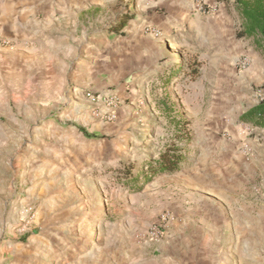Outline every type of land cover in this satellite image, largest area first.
Instances as JSON below:
<instances>
[{"label": "rangeland", "instance_id": "rangeland-1", "mask_svg": "<svg viewBox=\"0 0 264 264\" xmlns=\"http://www.w3.org/2000/svg\"><path fill=\"white\" fill-rule=\"evenodd\" d=\"M240 24L227 2L0 0V37L16 39L0 51L33 70L14 88L0 77V264H196L204 250L176 215L211 197L200 187L226 152L246 188L264 184L259 129L239 122L264 93V56ZM171 145L179 172L139 192L119 182ZM245 192L264 203V185ZM163 215L166 236L150 239Z\"/></svg>", "mask_w": 264, "mask_h": 264}, {"label": "crops", "instance_id": "crops-1", "mask_svg": "<svg viewBox=\"0 0 264 264\" xmlns=\"http://www.w3.org/2000/svg\"><path fill=\"white\" fill-rule=\"evenodd\" d=\"M189 1L171 0L173 4L185 7L189 6ZM27 58L17 48L0 51V77L4 71L9 88L17 86L13 85L15 80L20 79L22 84L31 76L33 70ZM22 91L32 93L26 84ZM2 114L9 120L13 113L4 110ZM258 129L261 143L257 146L259 152L264 153V127ZM256 163L264 166V158H258ZM246 168L243 161L226 152L220 166L213 169L212 181L207 180L210 185L200 187L211 197L193 212L183 211L176 215V229L189 223L190 228H194L191 237L197 242V249L204 250L203 254L197 252L196 264H264V203L258 198L247 200L245 197L248 194L245 191L250 189L258 194L264 184L261 181L258 186L246 188ZM257 176L263 178L264 170L259 169Z\"/></svg>", "mask_w": 264, "mask_h": 264}, {"label": "trees", "instance_id": "trees-1", "mask_svg": "<svg viewBox=\"0 0 264 264\" xmlns=\"http://www.w3.org/2000/svg\"><path fill=\"white\" fill-rule=\"evenodd\" d=\"M234 3L241 21L236 37L249 40L254 49L264 56V0H234ZM128 21H121L114 29L115 33H120ZM239 122L248 124L252 128L264 127V101L243 112ZM182 150V147L171 145L160 152L157 159H150L144 163L141 171L123 168L117 179L139 192L144 184L161 176L179 172L185 162ZM136 179L142 180V185L136 186L138 183Z\"/></svg>", "mask_w": 264, "mask_h": 264}, {"label": "built area", "instance_id": "built-area-1", "mask_svg": "<svg viewBox=\"0 0 264 264\" xmlns=\"http://www.w3.org/2000/svg\"><path fill=\"white\" fill-rule=\"evenodd\" d=\"M200 0H197V2ZM207 1H212V3H215L218 5V3H234V0H207ZM16 41L15 38L13 39H7V38H2L0 37V47H5V46H14L12 42ZM12 49V48H11ZM240 70H244L249 66V61L247 59H242L240 62H238V65ZM86 97L89 98L92 102L95 101V99L91 96V94L87 93ZM259 103L264 101V93H259ZM171 217L169 215H163L161 219L156 223L155 225L151 226L149 229V237L150 239H162L166 236L167 234V225L170 222Z\"/></svg>", "mask_w": 264, "mask_h": 264}]
</instances>
